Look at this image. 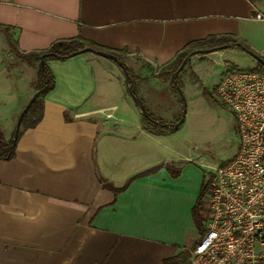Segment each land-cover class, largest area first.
Masks as SVG:
<instances>
[{
    "label": "crops",
    "instance_id": "crops-1",
    "mask_svg": "<svg viewBox=\"0 0 264 264\" xmlns=\"http://www.w3.org/2000/svg\"><path fill=\"white\" fill-rule=\"evenodd\" d=\"M257 12L264 0H0V23L22 51L75 35L127 49V61L152 69L138 91L160 117L169 96L156 73L189 42L231 34L264 55ZM8 53L0 30V129L10 138L13 108L34 94L36 68L22 63L25 75L12 85ZM111 60L92 52L47 60L55 86L43 98V117L22 132L12 159H0V264H163L185 250L182 264H189L201 236L194 207L204 171L193 158L176 157L166 135L147 130L134 102L122 111L112 86L121 68ZM137 147L147 157L123 174ZM166 164L180 171L173 175ZM104 182L127 185L115 193Z\"/></svg>",
    "mask_w": 264,
    "mask_h": 264
},
{
    "label": "built area",
    "instance_id": "built-area-1",
    "mask_svg": "<svg viewBox=\"0 0 264 264\" xmlns=\"http://www.w3.org/2000/svg\"><path fill=\"white\" fill-rule=\"evenodd\" d=\"M217 93L236 116L240 145L228 163L207 165V220L189 264H264V70H226Z\"/></svg>",
    "mask_w": 264,
    "mask_h": 264
},
{
    "label": "rangeland",
    "instance_id": "rangeland-1",
    "mask_svg": "<svg viewBox=\"0 0 264 264\" xmlns=\"http://www.w3.org/2000/svg\"><path fill=\"white\" fill-rule=\"evenodd\" d=\"M248 50L262 57L264 56L254 49ZM248 50L241 47H228L208 53H196L180 73L179 79L186 103V106H184L186 109V119L179 129L163 133L166 136L162 142L167 141L170 143L171 148L177 153L176 157L184 158L187 156L198 162L204 171V182L206 183L209 182L211 176V171L207 165L221 164L233 158L239 150L240 141L236 116L220 99L217 93V86L226 69L233 66L247 69L258 65V61ZM127 62L133 71L140 76L138 78L135 77L137 88L139 81L142 80L141 76L147 75V78L151 77L152 69L148 66H143L141 62L132 59ZM4 63L7 72H9L14 81L12 85L16 86V82L19 81L20 77L25 75L23 73L25 64H22L25 62L13 53H8L4 58ZM157 84L160 91L167 93L169 96L165 104L166 106L160 109L159 113L163 119L174 123L179 119L184 109H182L181 95L174 88L169 77L164 80L159 79ZM112 86L113 94L123 111V108H126V100L133 103L134 99L126 84L125 73L121 69L115 73ZM20 108V103L13 108L17 118L20 114L19 112L22 110ZM5 114L8 115L7 111H5ZM123 117L126 122L135 121L128 111L123 112ZM133 149L125 157V165L121 170L123 174L136 166L142 165L144 159L147 157L145 156L146 153H139L138 147L135 151ZM136 155H139V157L134 158ZM119 168L120 165L118 167L116 165V170H119ZM203 216L204 223L207 220L205 212Z\"/></svg>",
    "mask_w": 264,
    "mask_h": 264
},
{
    "label": "trees",
    "instance_id": "trees-1",
    "mask_svg": "<svg viewBox=\"0 0 264 264\" xmlns=\"http://www.w3.org/2000/svg\"><path fill=\"white\" fill-rule=\"evenodd\" d=\"M0 30H2L4 34L6 35V39L9 43V53H13L16 57L21 59L23 62L27 63L29 66L36 68V77L32 81V86L35 89V91L46 87V90L43 91L41 95L35 99L31 107L24 114L22 118L20 130L18 131L16 136H15L16 125L14 128L13 134L10 138H7L5 134L3 133V131L0 129V159H5V160L12 159L16 154V145H17L18 139L20 138L22 132L27 128L36 126L43 117V111H44L43 98L45 94L55 86L54 74L47 65L48 59L64 60L71 56L79 54L80 53L79 51L86 47H91L96 50H103L111 54H114L119 58L121 62V63L117 62V64L120 66L122 71L125 72L124 68H126L131 75L133 83L131 86L128 87V89L132 97H133V94L136 93L137 96L141 99V101L145 104V101L143 97L140 95L138 88H137V84L135 82V77L138 78L140 76L138 75V73H135L133 71V69L131 68V66L126 60V56L129 54V51L127 49H122V50L109 49L107 47L98 45L97 43H94L93 41H90L82 37L81 35H75L71 37L56 39L55 41L51 43L49 47L44 48V49H33L29 51H22L18 47L17 39L10 32V26L0 23ZM246 43L247 42L245 40L240 39L236 37L235 35H231V34L210 35L203 39L191 41L187 45H185L182 49H180L176 53V55L173 57V59H171L166 64L162 65L158 69L156 76H158L161 79H166L168 77L171 78L172 75L179 69L183 61L189 55L195 52L203 53L202 51L213 49V48L223 46V45H229V47H241V48L246 47V49H253L250 47L249 44H246ZM43 54L45 55L44 63H41L40 57ZM189 60L190 59H188V61ZM188 61L186 62V64L188 63ZM263 66H264L263 64L258 62L257 66L252 67V68H247V69L263 71ZM183 69L184 67L180 70L177 76L178 79ZM231 69L233 70V69H239V68L233 66L226 70H231ZM179 85L181 86L180 79H179ZM173 86L176 89V86L174 84ZM181 103H182V109H183L185 101L181 99ZM135 105H136V102H135ZM146 109H147V114H143L141 113V111H140V114H141V121L147 130L153 133H157V134H162V133L170 132L171 130H176L174 129L173 126L167 125L168 123L170 124V122H168L162 117L151 112L147 106H146ZM181 114H180V117H181ZM66 118L70 119L68 114H66ZM14 137L15 139L13 140ZM230 160L231 159L224 161L221 164H226ZM159 166H155L150 169L139 172L135 174L134 176H132L130 179L149 174L155 171ZM166 166L172 171L173 175H177L178 172L180 171V169L178 168L173 169L168 164H166ZM103 185L104 187H108L112 189L115 193H118L125 189L127 183L119 187H116L109 182H104ZM206 188H207V183L203 182L198 202L196 203L194 207V216L198 224V227L200 228L201 234H203L204 232L203 196L205 194ZM188 255H189V252L185 250L176 256H172V257L164 259L163 264H182V262L187 259Z\"/></svg>",
    "mask_w": 264,
    "mask_h": 264
},
{
    "label": "water",
    "instance_id": "water-1",
    "mask_svg": "<svg viewBox=\"0 0 264 264\" xmlns=\"http://www.w3.org/2000/svg\"><path fill=\"white\" fill-rule=\"evenodd\" d=\"M229 45H223V46H219V47H216V48H213V49H208V50H205V51H202L203 53H206V52H211V51H214V50H220V49H224V48H228ZM244 49H246V47H243ZM248 50V49H247ZM249 51V50H248ZM80 53H83V52H92V53H96L98 55H102V56H105L107 58H111L113 59L114 61L116 62H120L119 58L114 55V54H111L107 51H103V50H96V49H93L91 47H86L82 50L79 51ZM251 53V55H253V57L261 64L264 65V58L260 55H258L257 53H254L252 51H249ZM198 52H195L193 54H196ZM189 55L184 61L183 63L180 65L179 69L172 75L171 77V81L172 83L176 86V89L177 91L180 93L181 95V99H183L185 101V96H184V93H183V90H182V87L179 85V79L177 78L180 70L185 66L186 62L188 61V59L191 58V56L193 55ZM44 58H45V55H41L40 57V62L41 63H44ZM121 63V62H120ZM124 73H125V76H126V84L129 86L132 85L133 81H132V78H131V75L130 73L128 72V70L126 68H124ZM46 90V87H44L43 89H38L34 92V94L32 95V97L30 98V100L27 102V104L25 105V107L23 108V110L21 111V113L19 114L18 118H17V121H16V131H15V136L16 134L18 133V131L20 130V127H21V122H22V118L24 116V114L26 113V111L31 107V105L33 104V102L35 101V99L41 95V93L43 91ZM133 98L136 102V106L137 108L139 109V111H141V113L143 114H147V109H146V106L145 104L141 101V99L137 96L136 93L133 94ZM186 104V103H185ZM184 104V106H186ZM186 119V109L184 108L183 111H182V114H181V117L180 119L176 122V123H168L167 125L168 126H173L174 129H179L181 127V125L184 123ZM15 139V137L13 138V140Z\"/></svg>",
    "mask_w": 264,
    "mask_h": 264
}]
</instances>
